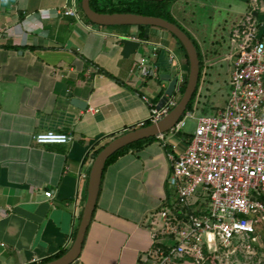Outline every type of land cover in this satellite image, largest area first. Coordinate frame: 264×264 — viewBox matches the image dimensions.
<instances>
[{"label": "crops", "instance_id": "1", "mask_svg": "<svg viewBox=\"0 0 264 264\" xmlns=\"http://www.w3.org/2000/svg\"><path fill=\"white\" fill-rule=\"evenodd\" d=\"M68 3L0 0V264H35L67 250L94 152L145 121L149 106L141 96L156 104L167 85L159 75L170 72L159 62L170 49L168 35L156 27L139 35L131 25H93L60 13ZM256 3L261 20L264 0ZM209 4L230 9L238 21L251 5L250 0H174L170 11L201 41L197 13L204 17ZM141 58L153 75H140ZM46 130L71 138L35 143L33 135ZM185 142V137L155 136L104 166L81 251L71 264H138L157 212L171 197L166 153L182 152Z\"/></svg>", "mask_w": 264, "mask_h": 264}, {"label": "built area", "instance_id": "2", "mask_svg": "<svg viewBox=\"0 0 264 264\" xmlns=\"http://www.w3.org/2000/svg\"><path fill=\"white\" fill-rule=\"evenodd\" d=\"M250 4L229 32L224 106L196 117L182 152L166 153L171 197L157 212L149 248L138 264H178L182 258L203 264L208 254L217 264H238L240 258L250 260L257 254L264 227V203L259 199L264 195V23L256 14V0ZM59 12L80 18L79 0H69ZM167 52L168 60L177 63V80L172 95L159 108L141 96L149 106L146 120L150 123L174 106V93L179 94L182 82L178 57L171 49ZM136 67L142 77L155 73L145 58ZM193 108L169 131L180 130L185 118L193 117ZM156 137L162 138L163 133ZM70 138L54 130L33 135L37 144H62ZM189 205L192 208L187 211Z\"/></svg>", "mask_w": 264, "mask_h": 264}, {"label": "water", "instance_id": "3", "mask_svg": "<svg viewBox=\"0 0 264 264\" xmlns=\"http://www.w3.org/2000/svg\"><path fill=\"white\" fill-rule=\"evenodd\" d=\"M80 9L83 15L90 22L96 25H147L156 26L167 30L175 36V38L181 43L185 50L188 60V73L183 92L180 94L174 106L159 120L147 125L128 129L110 139L99 149L92 161L89 170L86 197L71 245L61 255L51 260L38 262L35 264H71L78 258L85 231L91 219V215L96 203L106 159L116 150L132 142L150 136H157L169 131L185 111L186 105L189 102L198 81L199 59L196 47L190 37L176 24L162 17L153 15H143L132 12H97L90 7L89 0H80ZM159 76L160 78L167 81V85L155 104L156 108L161 107L167 101L168 97L172 95L177 80V76H172L170 73L160 74Z\"/></svg>", "mask_w": 264, "mask_h": 264}, {"label": "rangeland", "instance_id": "4", "mask_svg": "<svg viewBox=\"0 0 264 264\" xmlns=\"http://www.w3.org/2000/svg\"><path fill=\"white\" fill-rule=\"evenodd\" d=\"M210 6L211 5L209 4L206 8V15L204 17H201L199 13H197V17H199L197 27L200 28L203 36L202 38H204V40L198 41L190 33H188L194 40L195 44L200 48L201 53L204 56L200 82L192 105V107L194 106L193 117L185 118L184 125L180 128L178 133L172 131L163 133L165 135V139L171 136L183 137L185 135H191L196 125L197 116L201 114H212L213 111L223 107L225 104L228 94L227 80L229 76L230 64L228 63V60L222 59V57H224V54L226 53L229 54V30L233 26L234 21H238V15H233L228 8L219 9ZM256 6L257 11H259L258 4H256ZM261 12L264 13V11ZM237 21L236 23H238ZM261 21L264 23V18L261 19ZM156 29H160L163 33L170 37V49L172 51H177L176 55L180 58L179 46L175 37H173L165 29L159 27H156ZM159 65L163 70L170 72L172 76L175 75L178 70L176 61L173 60L170 62L168 60V54L160 60ZM174 95L175 100L177 101L180 94L175 92ZM261 232L262 236L260 235L261 237L258 239L256 246L257 254L255 257L253 256L250 260H248V258H240L238 264H264V227L261 229Z\"/></svg>", "mask_w": 264, "mask_h": 264}, {"label": "trees", "instance_id": "5", "mask_svg": "<svg viewBox=\"0 0 264 264\" xmlns=\"http://www.w3.org/2000/svg\"><path fill=\"white\" fill-rule=\"evenodd\" d=\"M173 1L174 0H89V5H90V7L93 10H95L97 12H108V13H112V12H132V13H138V14H143V15L159 16V17H162V18H164V19L176 24L177 26H179L190 37V39L194 43V45L196 47V50H197V55H198V59H199V73H198V81H197V84H196V88H195V90H194L189 102L186 105L185 111H187V110H191L192 109L193 100H194V97L196 95L197 88H198L199 82H200V76H201L202 63H203V57L204 56L201 53L200 48L195 44L194 40L191 38L190 34H188V32L183 27H181L174 20V18L172 17V14H171V11H170V6H171V3ZM79 9H80V0H79ZM80 11H81V9H80ZM82 15H83V13L81 11V16ZM83 17L82 18L86 22L93 24L84 15H83ZM94 25H96V24H94ZM97 26H101V25H97ZM124 26L128 27L130 25H124ZM135 27L140 31L139 35H141V32H142V30L145 27H156V26L135 25ZM171 35L173 37H175L173 34H171ZM177 42H178L179 51H180V58L178 57V60H179V64H180L181 74H182V82H181L178 90H179V94H181L183 92V89H184V86H185V82H186V78H187L188 60H187V56H186V53H185V50H184L183 46L181 45V43L178 40H177ZM155 100L157 101L158 97ZM184 112H183V114H184ZM183 114H182V116H183ZM147 124H150V121L145 120L139 126H143V125H147ZM178 132H179V130L177 131V133ZM183 137L190 138L191 135H185ZM154 139H155V136H150V137H147V138L140 139V140H137L135 142H132V143H130V144H128V145L116 150L113 154H111L106 159L105 165L107 163H109L119 153H121V152H123V151H125V150H127V149H129L131 147H135L136 145H139V144H141L144 141H152ZM100 148H98L94 152V155L99 151ZM259 199L264 203V195H261L259 197ZM191 208H192V206H190V205L186 206V210L187 211H190ZM74 236H75V232L72 235V240H73ZM65 251H66V249H61L56 254H54V255H52L50 257H47V258L41 260L40 262L51 260V259L61 255ZM177 263L178 264H193L192 261L190 259H187V258L179 259ZM203 264H217V263L213 259L212 254H208L207 257H206V260H205V262Z\"/></svg>", "mask_w": 264, "mask_h": 264}]
</instances>
